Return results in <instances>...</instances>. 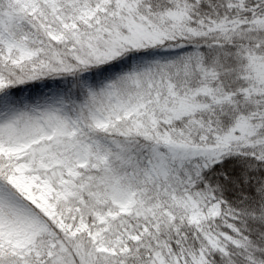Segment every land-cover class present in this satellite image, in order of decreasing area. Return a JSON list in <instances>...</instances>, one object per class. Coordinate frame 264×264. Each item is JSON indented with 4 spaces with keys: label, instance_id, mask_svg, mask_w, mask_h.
<instances>
[{
    "label": "snow or ice",
    "instance_id": "snow-or-ice-1",
    "mask_svg": "<svg viewBox=\"0 0 264 264\" xmlns=\"http://www.w3.org/2000/svg\"><path fill=\"white\" fill-rule=\"evenodd\" d=\"M0 264H264V0H0Z\"/></svg>",
    "mask_w": 264,
    "mask_h": 264
}]
</instances>
